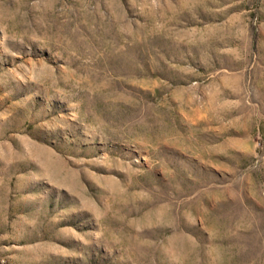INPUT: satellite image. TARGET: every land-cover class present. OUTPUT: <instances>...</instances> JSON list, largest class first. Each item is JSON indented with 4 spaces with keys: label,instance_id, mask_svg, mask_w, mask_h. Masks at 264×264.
<instances>
[{
    "label": "rangeland",
    "instance_id": "374dc122",
    "mask_svg": "<svg viewBox=\"0 0 264 264\" xmlns=\"http://www.w3.org/2000/svg\"><path fill=\"white\" fill-rule=\"evenodd\" d=\"M0 264H264V0H0Z\"/></svg>",
    "mask_w": 264,
    "mask_h": 264
}]
</instances>
